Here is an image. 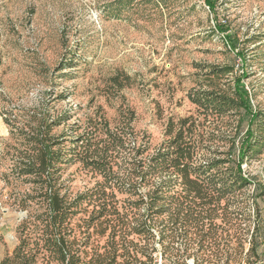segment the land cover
<instances>
[{"label": "trees", "instance_id": "16d2710c", "mask_svg": "<svg viewBox=\"0 0 264 264\" xmlns=\"http://www.w3.org/2000/svg\"><path fill=\"white\" fill-rule=\"evenodd\" d=\"M225 37L229 51L242 59L234 40ZM199 69L207 80L187 96L195 112L170 118L165 140L152 154L148 137H138L130 124L132 111L122 127H111L99 107V115L59 134L55 129L71 114L51 119L48 107L40 106L24 127L16 126V117L1 116L13 140L0 150V161L8 164L1 181L10 191L11 207L24 217L15 247L0 264H154L157 249L163 264H186L189 258L196 263L197 255L201 262H235L242 252L199 253L223 240L215 220L237 221L239 227L244 220L241 212H227L226 202L242 199L240 191L253 181L242 166L264 150V113L251 105L242 84L245 72L232 84H219L233 65ZM74 162L96 179L77 193L63 181L65 168ZM118 194L126 198L119 200ZM158 217L165 218L160 229ZM194 244L197 249L190 253Z\"/></svg>", "mask_w": 264, "mask_h": 264}, {"label": "rangeland", "instance_id": "374dc122", "mask_svg": "<svg viewBox=\"0 0 264 264\" xmlns=\"http://www.w3.org/2000/svg\"><path fill=\"white\" fill-rule=\"evenodd\" d=\"M207 1L213 10L205 0H0V150L13 144L1 116L16 117V126L24 127L40 106L48 107L51 119L71 114L55 129L59 134L76 121L99 115L100 107L111 127H122L132 111L130 124L138 137H148L152 154L165 140L170 118L195 112L187 96L207 80L199 69L205 65L234 66L219 84H232L245 72L242 84L251 105L264 113V0ZM218 26L223 28L219 32ZM225 36L234 40L244 60L229 51ZM7 165L0 161V261L15 247L16 228L24 217L11 207L10 191L1 181ZM242 167L253 181L240 191L242 199L226 202V211L241 212L244 220L240 227L237 221L215 220L224 230L217 232L223 240L199 254L240 251L230 264H264V150ZM63 181L77 193L96 179L74 162L65 168ZM164 219H155L158 229ZM196 249L191 245L189 252ZM159 254V249L152 254L154 264ZM216 263L212 258L201 262L198 255L196 263L186 261Z\"/></svg>", "mask_w": 264, "mask_h": 264}, {"label": "built area", "instance_id": "2783aa9c", "mask_svg": "<svg viewBox=\"0 0 264 264\" xmlns=\"http://www.w3.org/2000/svg\"><path fill=\"white\" fill-rule=\"evenodd\" d=\"M156 264H162V260H161V257L159 256L158 260H157V263Z\"/></svg>", "mask_w": 264, "mask_h": 264}]
</instances>
